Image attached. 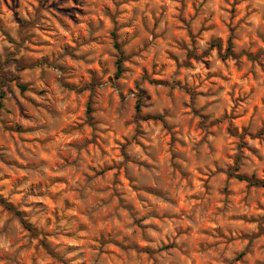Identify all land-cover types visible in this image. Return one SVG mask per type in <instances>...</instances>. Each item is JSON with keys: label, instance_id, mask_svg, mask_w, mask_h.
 <instances>
[{"label": "clouds", "instance_id": "clouds-1", "mask_svg": "<svg viewBox=\"0 0 264 264\" xmlns=\"http://www.w3.org/2000/svg\"><path fill=\"white\" fill-rule=\"evenodd\" d=\"M0 264H264V0H0Z\"/></svg>", "mask_w": 264, "mask_h": 264}]
</instances>
